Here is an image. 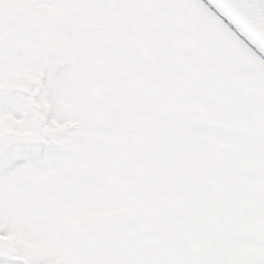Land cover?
I'll list each match as a JSON object with an SVG mask.
<instances>
[{
	"label": "snow or ice",
	"instance_id": "6c2138e0",
	"mask_svg": "<svg viewBox=\"0 0 264 264\" xmlns=\"http://www.w3.org/2000/svg\"><path fill=\"white\" fill-rule=\"evenodd\" d=\"M0 264H264V0H0Z\"/></svg>",
	"mask_w": 264,
	"mask_h": 264
}]
</instances>
